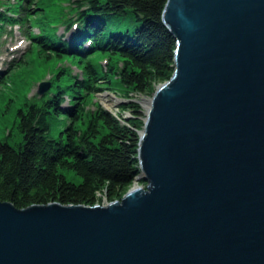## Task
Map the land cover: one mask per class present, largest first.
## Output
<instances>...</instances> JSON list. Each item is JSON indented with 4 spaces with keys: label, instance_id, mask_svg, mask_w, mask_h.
Here are the masks:
<instances>
[{
    "label": "water",
    "instance_id": "1",
    "mask_svg": "<svg viewBox=\"0 0 264 264\" xmlns=\"http://www.w3.org/2000/svg\"><path fill=\"white\" fill-rule=\"evenodd\" d=\"M160 20L172 73L133 101L143 186L105 205L0 202V264H264V0H166Z\"/></svg>",
    "mask_w": 264,
    "mask_h": 264
},
{
    "label": "trees",
    "instance_id": "2",
    "mask_svg": "<svg viewBox=\"0 0 264 264\" xmlns=\"http://www.w3.org/2000/svg\"><path fill=\"white\" fill-rule=\"evenodd\" d=\"M13 1L16 11L0 13V36L1 25L19 27V16L28 12L21 8L28 0ZM165 2L69 0L68 12L53 27L40 28L41 35L34 39L37 45L54 58L76 61L81 75L72 76L68 67H61L50 80L49 91L33 95L16 110L20 140L14 146L0 140L1 203L17 210L50 203L101 205L102 200H119L128 190L137 173L140 108L133 102L121 103L130 117L120 124L99 105L88 110L87 100L102 89L120 93L124 100L148 97L169 79L175 41L160 20ZM126 14L132 15L133 24L122 29ZM56 25L65 32L72 29L67 41L56 36ZM96 56H104L105 68ZM2 77L0 73V84ZM52 119L67 120L56 139L48 136ZM63 171L79 181L68 180Z\"/></svg>",
    "mask_w": 264,
    "mask_h": 264
},
{
    "label": "rangeland",
    "instance_id": "3",
    "mask_svg": "<svg viewBox=\"0 0 264 264\" xmlns=\"http://www.w3.org/2000/svg\"><path fill=\"white\" fill-rule=\"evenodd\" d=\"M31 1L32 5L28 7ZM68 3L69 0H28L25 6L21 5V8L28 9V12H23L19 16L22 19L21 26L9 29L4 24L1 25L4 34L0 36V73L5 80L3 84H0V140L10 146H14L20 140V134L16 129V110L27 99L37 95L39 84L48 83V89H50V80L63 66L69 68L72 76L80 77L81 75L76 66V61H71L68 57L54 58L34 41L41 35L40 28L49 29L53 27L59 21L58 17H62L68 12L70 8ZM15 7L13 0H0V13L10 14L17 10L14 9ZM132 20L131 14L123 16L122 29L132 26ZM71 32L72 29L65 32L62 25L55 30L56 36H62V39L66 41L70 38ZM46 54L47 59L45 58ZM94 59L98 60L103 68L106 67L104 56H96ZM14 64H17V67L12 68ZM48 89L47 91H49ZM119 95L120 93L115 94L102 89L95 96L88 98L87 109L92 110L94 105H99L106 113L117 118L118 122L122 124L125 118L130 117V114L127 110H122L118 101L126 100ZM149 97L131 96L128 100L139 102L140 99L147 100ZM49 123L48 136L56 139L58 132L67 124V120L52 119ZM62 174L73 183L79 181V178L70 171H63ZM134 186L141 188L143 184L131 182L128 190ZM105 204L102 200L101 205Z\"/></svg>",
    "mask_w": 264,
    "mask_h": 264
},
{
    "label": "bare ground",
    "instance_id": "4",
    "mask_svg": "<svg viewBox=\"0 0 264 264\" xmlns=\"http://www.w3.org/2000/svg\"><path fill=\"white\" fill-rule=\"evenodd\" d=\"M14 67H15V64L13 65V67H12V68H14ZM0 69H1V68H0ZM2 78H3V80H4V76H3ZM2 78H1V79H2ZM3 80H2V81H3ZM107 105H108V104H107Z\"/></svg>",
    "mask_w": 264,
    "mask_h": 264
}]
</instances>
